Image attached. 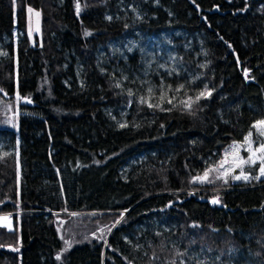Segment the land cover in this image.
I'll return each mask as SVG.
<instances>
[{
  "label": "trees",
  "instance_id": "trees-1",
  "mask_svg": "<svg viewBox=\"0 0 264 264\" xmlns=\"http://www.w3.org/2000/svg\"><path fill=\"white\" fill-rule=\"evenodd\" d=\"M135 30L181 31L178 70L113 53ZM142 76L163 100L141 103ZM0 89V264H264V177L193 179L264 120V0H0Z\"/></svg>",
  "mask_w": 264,
  "mask_h": 264
},
{
  "label": "rangeland",
  "instance_id": "rangeland-1",
  "mask_svg": "<svg viewBox=\"0 0 264 264\" xmlns=\"http://www.w3.org/2000/svg\"><path fill=\"white\" fill-rule=\"evenodd\" d=\"M28 25H29V34L31 36L38 34L39 16L37 15V11L32 10V12H29ZM175 34L176 35L179 34L180 36H182V33L179 30H174L173 32L164 31L159 35H154V36H145L135 30L130 34L125 35L121 39L110 41L108 45L111 47L113 53L119 56V58H125L128 52H131L135 48H139L140 52L144 54V57L146 59L144 69L142 70V75H146L150 68H152L154 72H156L158 75L160 74V71L172 72L174 70H178L179 65H177V62L175 60V53H176V46H180V44L177 43L175 45V40L173 39V35ZM185 45L186 43L183 46ZM100 52L102 53L101 55H104V50H101ZM103 63L109 66L113 71H117L120 75L119 76L117 74V77L120 78L121 81L126 80V75L123 72V70H121V68L114 66L112 63L109 62L107 58L103 59ZM140 82L144 84V85L141 84L143 89L140 94L146 100H150L153 97H157L158 99H160L161 95L163 96L166 95L165 94L166 89H161V86H159L160 88L159 91L156 92L154 83L152 84L151 81L148 80V78H146V76L140 77ZM149 89H152L151 94L149 93ZM18 104H19L18 99L16 100L9 99L3 102V104L1 105L2 106L1 110L3 111L4 126L9 127L11 130L15 132L18 131V125H19ZM122 115L123 112H121V116ZM115 118L117 119L118 117ZM253 138L254 141H256L253 143V148L257 147L258 143L264 142V137H258L255 131L253 132ZM243 142L244 139L231 142L224 149L222 160L228 159L229 161H231L232 153L235 151V149L231 148L230 146L234 144L242 145ZM239 151L241 156L247 158L248 153L245 151L244 148H240ZM226 153L228 154L227 156ZM225 167L226 168L230 167V165H225ZM239 174H240V169H235V171L232 172V175H239ZM245 174L247 173L245 172ZM256 175H258V165L256 167ZM237 181L239 180L233 179V182H237ZM0 225L4 226L6 229L9 230L15 229L13 219L9 215H2V214L0 215ZM17 230L19 231V227H17ZM203 263L208 264L204 259V252L202 250H197L192 252V257L190 262L187 261L185 264H203Z\"/></svg>",
  "mask_w": 264,
  "mask_h": 264
},
{
  "label": "snow or ice",
  "instance_id": "snow-or-ice-1",
  "mask_svg": "<svg viewBox=\"0 0 264 264\" xmlns=\"http://www.w3.org/2000/svg\"><path fill=\"white\" fill-rule=\"evenodd\" d=\"M77 11L79 12L80 6L77 4ZM29 12H32V9H28ZM39 15V13H37ZM87 34V33H86ZM183 87V85L181 86ZM152 89H149V93L151 94ZM131 95V93H129ZM211 91L207 92H200L197 94L195 100H193L191 97L188 98L186 101H181V104L186 108V109H191L192 105L196 103L199 99L205 96H210ZM161 100L164 99V96L161 95L160 97ZM147 102L144 98H141V103ZM171 103V101H168ZM156 106L158 107L159 105H152L149 104V107ZM125 125H121V127H124ZM253 131L256 132V135L258 137H264V120H259L256 121V123L252 126V130L249 131L248 135L244 138V142L242 145H237L234 144L230 146L231 148L235 149V151L232 153V159L229 161L228 159H224L221 161V163L215 168V169H208L204 172L202 176H196L194 177V181H198L200 183H213V181L209 178L210 173L212 171H216L220 173L216 177V179H223L224 183H227V178L231 175V178L234 180H245L248 181L250 179H256L259 180L262 177H264V142L258 143V146L253 148V143L256 142L254 141L253 138ZM240 148H244L245 151L248 153L247 158H244L243 156L240 155ZM228 154L226 153V156ZM225 165H230V167H225ZM247 165L249 168L255 167L258 165V175L251 177L244 172V166ZM235 169H240V174L239 175H232V172L235 171ZM213 203H220L219 198L217 197L212 201ZM72 215H75L73 213ZM121 218H123V213H121ZM120 221H116V223H119ZM115 225H112L114 227ZM109 231L111 230L110 228L108 229ZM105 231L104 228H100L99 232L103 234ZM93 235H96V233H93ZM102 238V236H101ZM65 243L70 247L71 246V241H65ZM182 255V254H178ZM57 259H60V256H57ZM131 264V262H129ZM171 264H176L175 261H172Z\"/></svg>",
  "mask_w": 264,
  "mask_h": 264
},
{
  "label": "water",
  "instance_id": "water-1",
  "mask_svg": "<svg viewBox=\"0 0 264 264\" xmlns=\"http://www.w3.org/2000/svg\"><path fill=\"white\" fill-rule=\"evenodd\" d=\"M77 4H78V3H77ZM214 10H216V8H214ZM76 12L78 13V11H77V7H76ZM230 49H231V48H230ZM234 54H235V53H234ZM0 92H1L2 95H5V92H4V91H1V89H0ZM14 97H15V98H19L21 102H25V103L30 102L28 98H26V97H21V96L18 95V94H15Z\"/></svg>",
  "mask_w": 264,
  "mask_h": 264
},
{
  "label": "built area",
  "instance_id": "built-area-1",
  "mask_svg": "<svg viewBox=\"0 0 264 264\" xmlns=\"http://www.w3.org/2000/svg\"><path fill=\"white\" fill-rule=\"evenodd\" d=\"M1 215V214H0ZM2 215H9L10 216V214L9 213H7V214H2Z\"/></svg>",
  "mask_w": 264,
  "mask_h": 264
}]
</instances>
